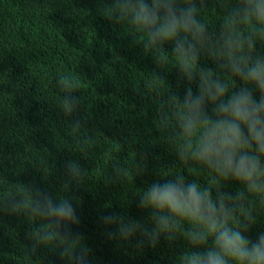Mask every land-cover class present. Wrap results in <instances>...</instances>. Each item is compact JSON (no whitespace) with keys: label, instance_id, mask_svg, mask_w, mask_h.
I'll return each mask as SVG.
<instances>
[{"label":"trees","instance_id":"trees-1","mask_svg":"<svg viewBox=\"0 0 264 264\" xmlns=\"http://www.w3.org/2000/svg\"><path fill=\"white\" fill-rule=\"evenodd\" d=\"M190 2L215 40L243 0ZM118 3L0 0V264H68L62 252L70 240L90 249V264H181L184 253L203 250L181 232L152 247L140 236L110 239L102 223L114 214L150 227L140 193L177 176L225 198L244 236L264 233V193L180 159L172 98L197 93L198 76L186 78L171 43L146 47ZM252 54H264V37ZM198 68L229 76L211 46L200 51ZM242 86L231 78L230 91ZM205 107L213 115L214 106ZM26 196L68 199L80 222L54 227L56 238L45 242L49 221Z\"/></svg>","mask_w":264,"mask_h":264},{"label":"clouds","instance_id":"clouds-1","mask_svg":"<svg viewBox=\"0 0 264 264\" xmlns=\"http://www.w3.org/2000/svg\"><path fill=\"white\" fill-rule=\"evenodd\" d=\"M116 11L144 34L146 47L171 43L173 58L186 78L198 76L197 93L189 88L182 100L172 98L180 159L200 162L218 176L241 182L249 192L264 193V54H252L255 38L264 37V0H243L225 18L215 40L190 0H119ZM241 24L248 25L247 34L238 27ZM210 46L229 74L224 80L210 69L198 68L200 51ZM232 77L244 86L230 91ZM206 104L214 106L213 115ZM25 202L48 219L50 230L41 238L45 242L56 238L54 227L80 222L68 199L26 196ZM139 204L149 212L151 226L108 214L102 223L110 239L128 243L140 236V243L154 247L161 236L171 239L181 232L192 246L203 248L184 253L181 264H264V233L255 240L244 236L225 198L214 200L195 181L177 176L154 182L140 193ZM89 252L78 240H70L62 256L68 264H90Z\"/></svg>","mask_w":264,"mask_h":264}]
</instances>
